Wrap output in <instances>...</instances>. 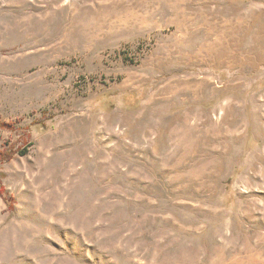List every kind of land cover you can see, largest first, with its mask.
<instances>
[{"label":"rangeland","instance_id":"rangeland-1","mask_svg":"<svg viewBox=\"0 0 264 264\" xmlns=\"http://www.w3.org/2000/svg\"><path fill=\"white\" fill-rule=\"evenodd\" d=\"M12 150L0 264H264V0H0Z\"/></svg>","mask_w":264,"mask_h":264},{"label":"trees","instance_id":"trees-1","mask_svg":"<svg viewBox=\"0 0 264 264\" xmlns=\"http://www.w3.org/2000/svg\"><path fill=\"white\" fill-rule=\"evenodd\" d=\"M130 95H134V94H130ZM126 96L127 95H124V97H123V99H125L126 98ZM109 100H107L106 102H108ZM109 104H110V108H109V110H113L114 108H115V102H113V101H110V102H108ZM107 103V104H108ZM106 104V105H107ZM139 104H140V101H137V103L135 104V106L134 107H132L131 109H136L138 106H139ZM3 127H6L5 125H2ZM14 153H16V151L14 150H12V151H8V152H0V162H4V161H8V160H10L11 158H13V155H14ZM21 154H24V152H21Z\"/></svg>","mask_w":264,"mask_h":264},{"label":"bare ground","instance_id":"bare-ground-1","mask_svg":"<svg viewBox=\"0 0 264 264\" xmlns=\"http://www.w3.org/2000/svg\"><path fill=\"white\" fill-rule=\"evenodd\" d=\"M184 35V34H183ZM199 86V85H198ZM203 86V85H202ZM200 88V87H199Z\"/></svg>","mask_w":264,"mask_h":264}]
</instances>
